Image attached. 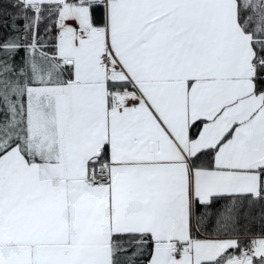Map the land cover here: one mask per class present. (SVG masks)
Listing matches in <instances>:
<instances>
[{"label":"snow or ice","instance_id":"6c2138e0","mask_svg":"<svg viewBox=\"0 0 264 264\" xmlns=\"http://www.w3.org/2000/svg\"><path fill=\"white\" fill-rule=\"evenodd\" d=\"M0 264H264V0H0Z\"/></svg>","mask_w":264,"mask_h":264}]
</instances>
